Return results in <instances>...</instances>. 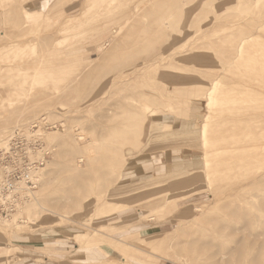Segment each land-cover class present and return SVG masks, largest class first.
<instances>
[{
	"label": "rangeland",
	"instance_id": "rangeland-1",
	"mask_svg": "<svg viewBox=\"0 0 264 264\" xmlns=\"http://www.w3.org/2000/svg\"><path fill=\"white\" fill-rule=\"evenodd\" d=\"M27 1L0 0V147L45 161L0 264H264V0L224 29L222 0Z\"/></svg>",
	"mask_w": 264,
	"mask_h": 264
},
{
	"label": "built area",
	"instance_id": "built-area-1",
	"mask_svg": "<svg viewBox=\"0 0 264 264\" xmlns=\"http://www.w3.org/2000/svg\"><path fill=\"white\" fill-rule=\"evenodd\" d=\"M35 132H15L11 140L0 147V213L7 215L16 198L20 181H26L30 171L39 168L44 158H39L40 149ZM20 189V188H19Z\"/></svg>",
	"mask_w": 264,
	"mask_h": 264
},
{
	"label": "bare ground",
	"instance_id": "bare-ground-1",
	"mask_svg": "<svg viewBox=\"0 0 264 264\" xmlns=\"http://www.w3.org/2000/svg\"><path fill=\"white\" fill-rule=\"evenodd\" d=\"M30 1V0H29ZM29 1H27V2H29ZM94 1L95 0H85L84 1V3H83V8H82V14H80L81 16L82 15H84L85 14V12H87V11H89V9L93 6V3H94ZM145 1H147L149 4L148 5H154L156 2L155 1H157V0H150V1H148V0H133V2H132V4L134 5V8H136V10H138V8L140 7V4L141 3H144ZM240 1L241 0H222V5L224 6L223 7V10H222V12H221V19L216 23L217 24V27L219 28V29H224V28H226V25H227V23L228 24H230V25H232V24H234L235 25V27L238 25L237 24V19H238V14H232L231 13V11L232 10H237V7H238V4L240 3ZM68 2V1H67ZM108 4L110 5V4H115V3H117V0H108ZM182 3H183V1H182ZM132 5V6H133ZM220 6V5H219ZM27 7V6H26ZM44 8V7H43ZM109 8V7H108ZM107 8V9H108ZM217 8H219V7H217ZM216 8V9H217ZM33 9V8H32ZM32 9H30V10H32ZM37 9V8H36ZM39 10V9H38ZM186 11H188V10H186ZM95 14V13H94ZM98 14V13H97ZM79 15V16H80ZM77 16V15H76ZM75 15H72V16H69L68 17V21H66V23H63V24H60L57 28L58 29H61V30H58L59 32H61V31H63V33H66L67 31H69L70 29H72L73 27L72 26H77V25H79V23L81 22H78L81 18H79V17H76ZM224 16V17H223ZM76 18H79V20H76ZM122 18V17H121ZM66 20V19H65ZM125 20H127V19H125ZM121 22L122 23H124V20H121ZM120 22V23H121ZM117 24H118V21L116 22ZM236 23V24H235ZM47 24V23H46ZM46 24H44V25H46ZM68 24H70V25H68ZM47 26H49V24L47 25ZM67 26H69L70 28L67 30V31H64L65 29H66V27ZM39 27V26H38ZM230 27V26H229ZM44 28V27H43ZM231 28H233V26H231ZM40 29V28H39ZM47 29V28H46ZM234 29V28H233ZM211 30V29H210ZM117 32L119 33V31L117 30ZM116 32V33H117ZM250 32V31H249ZM252 33V32H251ZM232 34H234V36H236V38H237V36L238 35H240L241 36V41L242 42H244L245 40H247V39H249V37L250 36H252V34H249V35H245V33H244V30L242 31V32H238V34H237V30H236V32H234V33H232ZM117 34H115V36H116ZM203 37V36H202ZM233 40V39H232ZM231 40V42H233L234 44H236L237 42L234 40V41H232ZM61 42H63V41H61L60 39H57V45H63ZM91 42V41H90ZM246 42V41H245ZM95 43V42H94ZM246 44V43H245ZM238 45V44H237ZM236 45V46H237ZM239 46V45H238ZM241 50V49H240ZM169 50H167V52H168ZM238 51H239V49L237 50V53H238ZM56 54V53H55ZM166 54V53H165ZM57 55V54H56ZM167 55V54H166ZM171 55H173L172 53H170L169 54V56H171ZM74 56V55H73ZM72 56V57H73ZM43 58V57H42ZM69 58V57H68ZM164 59V58H163ZM51 60H53V58H51V59H46L45 60V62L43 63V65H46V66H48L47 67V69H49V68H52V67H60V66H67V64L68 63H70V61H72V60H67V62L66 63H62V62H60V63H53L54 61H51ZM77 61V60H76ZM35 64H37L36 62H35ZM60 65V66H59ZM245 67V66H244ZM249 67V66H248ZM250 68V67H249ZM55 69V68H54ZM260 75V74H259ZM197 98H198V103L200 104V106L201 105H203V104H205L206 103V99H207V97L208 96H210V93L208 94V91H206V92H201V91H199L198 92V94H197ZM221 101H223V100H221ZM144 108H146V107H144ZM200 110H202V108H200ZM157 119V118H156ZM159 121V120H158ZM149 125H148V127H150V128H152L153 127V122L152 121H149V123H148ZM159 124V123H158ZM206 131H208V130H206ZM204 132V131H203ZM211 133V132H210ZM163 134H165V133H163ZM163 134H161V135H163ZM206 134H208V133H206ZM212 134V133H211ZM158 136H160L159 134L157 135V137ZM163 136H165V135H163ZM162 136V137H163ZM242 136V135H241ZM159 138H161V137H159ZM175 139V138H174ZM78 141V140H77ZM79 142V141H78ZM237 151H239V149L237 150ZM214 154V153H213ZM40 169L39 168H37V169H34V171L32 170V171H30L27 175H28V177H27V180L28 181H31L30 180V177H31V174L32 175H34L35 173H37L38 171H39ZM208 172V171H207ZM208 174L209 173H205L204 174V179L206 178V177H208ZM198 178H199V176H198ZM26 181L24 180V181H20L18 184H19V188H18V194L20 195V193H23V192H27L26 194H27V197H28V194H29V196L30 195H32L33 194V192H30V190L29 189H27V188H29V187H27V185H26V183H25ZM180 182H182V181H180ZM136 184V183H135ZM34 185V184H33ZM138 187V186H137ZM236 188V187H235ZM136 189V188H135ZM237 189V188H236ZM239 189H240V187H239ZM234 191V190H233ZM236 191H238V190H236ZM236 191H235V193H236ZM230 195V194H229ZM231 196V195H230ZM19 197V196H18ZM27 197H26V199H27ZM17 199V198H16ZM16 199L14 198V199H12V203L14 202V201H16ZM234 213V212H233ZM233 213L231 212V215H233ZM239 215V214H238ZM234 216V215H233ZM235 216H236V214H235ZM6 219V218H5ZM8 219V218H7ZM230 256V255H229ZM226 257H227V255L226 254H222L220 257H219V259H218V261H217V263L216 264H225V260H226ZM229 258V257H228ZM230 260V259H229ZM254 262V261H253ZM231 263V262H230Z\"/></svg>",
	"mask_w": 264,
	"mask_h": 264
}]
</instances>
